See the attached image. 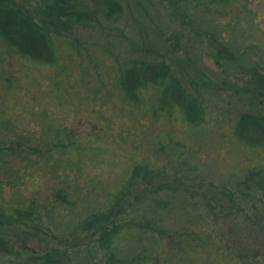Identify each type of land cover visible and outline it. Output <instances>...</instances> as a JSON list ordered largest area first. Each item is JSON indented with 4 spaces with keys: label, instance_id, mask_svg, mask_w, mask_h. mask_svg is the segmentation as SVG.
<instances>
[{
    "label": "trees",
    "instance_id": "1",
    "mask_svg": "<svg viewBox=\"0 0 264 264\" xmlns=\"http://www.w3.org/2000/svg\"><path fill=\"white\" fill-rule=\"evenodd\" d=\"M176 1H181L176 5L177 15L205 40L213 63L224 69L246 67L254 89H263L264 75L259 72V63L264 60L246 64V49L239 42L233 45L224 36L234 20L229 21L231 24L216 23L220 10L232 13L234 2H242L243 8L248 0H204L200 5L202 17L189 10L201 0ZM216 5L214 13L211 9L214 11ZM115 9L118 10L117 3L107 0L106 17ZM91 21L89 14L75 8L74 0H47L39 21L11 0H0V49L10 50L36 66L57 68L61 62L57 60L53 32L59 34L61 29ZM232 27L231 33L239 32L238 26ZM263 53L264 48L259 58L264 59ZM106 65L102 62L103 69ZM111 77L115 80L108 88L102 83L98 87L102 91H92L93 98L101 103L99 108L91 106L88 112L95 118H87L85 124L94 122L95 129L82 132L66 127L61 119L48 114L45 106L34 118L38 122L36 133L23 130L18 123L21 120L18 108L30 114L28 104L10 101L11 91L20 87L8 74L0 77V264H253L249 261L253 254L233 253L229 239L217 232L216 205L210 198L200 193L204 206L193 200L198 191L190 188L192 181L202 186L205 183L201 180H207V192L213 189V184L211 179L192 171L185 155L187 144L173 136L172 126L179 123L186 131L198 129L203 116L198 99L183 89L164 60L131 59L121 64ZM48 78L53 82V74ZM47 92L53 100V89L49 87ZM27 94L30 100L37 95ZM71 95L78 96L76 92ZM105 106L110 109L108 115ZM114 117H126L139 134L151 139L147 151L127 165L116 184L97 183V192L101 194L97 207L76 214L69 221L79 230L95 233V246H71L68 251L51 248L34 254L11 245L5 228L42 233L38 223L41 216L48 218L52 211L65 215L72 210L80 193L70 174L86 173L81 167L82 155L87 150L95 154L114 150L104 149L100 144L105 134L116 146L123 137L124 129L114 126ZM128 129L132 149L139 150V144L146 139ZM233 135L244 146L264 145V115L239 114ZM73 152L75 159L71 158L75 156ZM122 154L129 159L128 153L122 150ZM73 168L76 170L72 171ZM35 175L53 180L52 195L59 208L46 207L35 188ZM83 176L92 181L89 175ZM26 181L30 187L24 191ZM237 187L258 190L264 199V173L250 170ZM222 195L230 200L220 207L227 217V210L234 209V201L227 191ZM64 224L71 226L63 222L55 229L60 231Z\"/></svg>",
    "mask_w": 264,
    "mask_h": 264
},
{
    "label": "rangeland",
    "instance_id": "2",
    "mask_svg": "<svg viewBox=\"0 0 264 264\" xmlns=\"http://www.w3.org/2000/svg\"><path fill=\"white\" fill-rule=\"evenodd\" d=\"M11 1L36 21L41 18L43 6L47 2ZM106 1L74 0L75 8L89 14L92 21L73 25L66 30L61 29L59 34L53 32L57 60L61 62L57 68L39 67L10 50L0 49V77L8 74L20 87L11 91L10 101L28 104L27 108L31 112L24 113L18 108L21 118L18 120L19 126L25 131H35L38 122L34 118L46 106L48 114L61 119L66 127L82 132L95 129L94 122L85 124L87 118H95L93 113L88 112L91 106L99 108L101 103L93 98L95 94L92 91H98L102 83L108 88L114 83L115 79L111 76L116 69L131 59L164 60L183 89L197 98L203 109L198 129L186 131L179 123L172 126L173 136L187 144L185 155L188 164L193 166L192 171H197L204 179H211L213 184V189L207 192L208 188L205 186L208 181L194 178L205 184L199 186L192 181L190 188L198 191L193 200L204 206V198L200 193L209 197L216 205L215 228L226 240L229 239L232 252L253 254L254 257H249L251 263L264 264V199L258 190L237 187L239 180L245 178L250 170L264 173V145L244 146L233 135V126L239 114L264 115V88L254 89L245 71L246 67L224 69L213 63L211 50L205 40L177 15L176 5L181 4V1L112 0L117 3L118 10L111 11L107 17ZM203 3L204 0H201L194 7L190 6L189 10L202 17L200 5ZM241 5L242 2H234L232 13L228 10L231 15L220 10L216 23L228 24L234 20L232 25L238 26L239 32L231 33L233 27L229 25L224 36L230 38L233 45L239 42L243 50L246 49V64H257L264 60L259 58L264 48V0H248L243 8ZM217 8L216 5L214 11H211L215 13ZM102 62L107 63L104 69ZM259 64V72L264 75V63ZM52 74L53 82L48 78ZM49 87L53 89V100L47 92ZM73 92L78 96H72ZM27 93L37 95L30 100ZM105 110L108 115L109 107L105 106ZM113 124L116 128L124 129L117 146L107 139L109 134L103 135L99 142L102 148L114 150L103 154L87 150L82 155L81 167V171L86 173L79 176L70 174L80 193L72 210H68L69 213L65 215L53 214L52 211L48 218L41 216L38 223L40 231H44L42 233L23 228H5L4 234L11 245L34 254H42L51 248L68 251L71 246H95V233L79 230L74 222L69 221L74 215L97 207L101 202L97 183L110 186L116 184L127 165L147 151V144H150L151 139L146 134H139L126 117H114ZM128 128L146 139L139 144V150L132 149L134 146L132 140H129ZM156 129L158 130L157 126ZM122 150L128 153L129 159L122 154ZM74 155L71 158L75 159L76 154ZM74 170L76 168L72 169ZM83 175H89L92 181ZM37 176L35 175L34 180L38 196L44 199L47 208H59L52 195L53 180ZM28 187L30 185L26 181L23 190L26 191ZM226 191L232 194L234 209L227 210L229 215L224 217L220 207L230 201L222 195ZM63 222L70 223L71 226L64 224L63 229L56 230L58 223ZM96 252L100 253V250L96 248Z\"/></svg>",
    "mask_w": 264,
    "mask_h": 264
}]
</instances>
